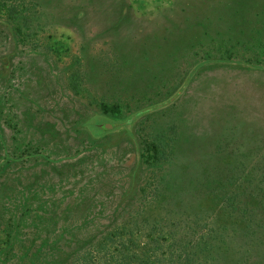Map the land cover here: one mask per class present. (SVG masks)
<instances>
[{
	"label": "rangeland",
	"instance_id": "obj_1",
	"mask_svg": "<svg viewBox=\"0 0 264 264\" xmlns=\"http://www.w3.org/2000/svg\"><path fill=\"white\" fill-rule=\"evenodd\" d=\"M24 3L27 20L0 12V264H41L23 254L48 224L38 193L64 218L101 212L89 231L144 213L202 235L207 264H264V0ZM83 246L59 239L52 259Z\"/></svg>",
	"mask_w": 264,
	"mask_h": 264
},
{
	"label": "trees",
	"instance_id": "obj_2",
	"mask_svg": "<svg viewBox=\"0 0 264 264\" xmlns=\"http://www.w3.org/2000/svg\"><path fill=\"white\" fill-rule=\"evenodd\" d=\"M4 1L0 0V12L3 15L13 18L18 13H23L25 14L23 15L24 20L29 18L26 14L27 9L24 0H19L18 3L14 1L12 3H5ZM249 39L247 43L252 42V39ZM75 82L76 79L74 76L71 83L77 89ZM101 107L107 112H119L117 103L107 104L104 102L101 103ZM107 131L108 133L112 132V129H108ZM159 153V148L153 145L149 149L148 155L157 159ZM43 184H45L43 186L44 193L47 192L44 190L48 189L45 188L46 186L49 187V190L53 187L55 189L57 186L54 182H48V184L42 182ZM34 196L37 198L33 201L32 210L39 217L32 219V222L34 220V225L37 224V221H46L48 224L31 233L30 246H27L28 251L23 252L28 260H33L32 263L35 260H41V264H55L52 258L55 256L54 246H56V241L59 239L63 241V245L71 241H78V245H85L83 249L77 250L72 255L73 257L69 264H96L95 256L101 253L104 254L105 264H207L210 255L214 252V250L211 251L208 240H204V238L201 240L202 235L200 237L197 236L198 239H196V233H193L188 239L181 241L180 239H176L173 236V232L162 224L165 220L155 222L153 217V221H146L149 218L144 213H139L140 216L139 214L137 216L130 214L129 219L122 218L115 221H112V214L109 213L108 224L102 227L97 222L92 231H89L87 228L88 222L92 218H99L102 215L101 212L96 211V213L91 212L90 214L83 212L80 217H73L69 213L64 218L65 211L63 209L65 206H69V202L65 203L62 195L59 199L50 196L45 197L46 195L42 193L35 194ZM18 201L19 199L9 201L12 209L11 212L21 207ZM86 201L87 199H84V203ZM100 202V204L103 203V201ZM62 205L63 207H61ZM32 210L27 211L30 213ZM80 210L85 211L84 209ZM25 217H23L20 225H18L19 223L17 221L14 222L15 227L20 226L23 229V221L25 223L27 222ZM17 218L19 219L20 217L18 216ZM183 226L180 225V227ZM20 228H14L12 230L15 232L16 238H21L19 235L25 233ZM46 234L48 237H46ZM84 235L87 236V239L81 238L80 240V236ZM94 236L95 239L92 240L91 238ZM42 247H48V251L41 253L40 250ZM9 252L11 253V250L6 251V254ZM17 252H19V249ZM64 254L67 255L68 252H64Z\"/></svg>",
	"mask_w": 264,
	"mask_h": 264
},
{
	"label": "water",
	"instance_id": "obj_3",
	"mask_svg": "<svg viewBox=\"0 0 264 264\" xmlns=\"http://www.w3.org/2000/svg\"><path fill=\"white\" fill-rule=\"evenodd\" d=\"M107 126H109V124H107Z\"/></svg>",
	"mask_w": 264,
	"mask_h": 264
}]
</instances>
